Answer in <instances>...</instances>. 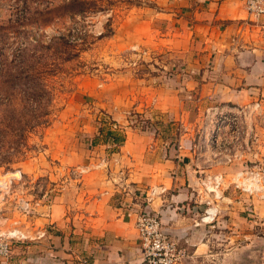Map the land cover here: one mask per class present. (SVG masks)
I'll use <instances>...</instances> for the list:
<instances>
[{
    "label": "rangeland",
    "instance_id": "rangeland-1",
    "mask_svg": "<svg viewBox=\"0 0 264 264\" xmlns=\"http://www.w3.org/2000/svg\"><path fill=\"white\" fill-rule=\"evenodd\" d=\"M168 2L82 0V13L55 18L53 14L65 11L62 0H0V106L10 104L9 115L15 116L16 108L19 118L21 105L32 103L30 88L40 71L53 94L50 124L28 135L25 157L15 153L13 130L0 133V250L8 246L0 264H32L34 254L41 264H49L52 255L34 238V229L42 227L41 219L57 202L66 206L65 227L78 230L66 231L70 245L65 257L70 264H92L87 207L104 195L108 205L121 206L128 197L123 185L137 183L130 180L133 170L173 159L174 150L186 163L193 148L205 160L208 108L247 106L195 98L183 69L199 58L188 48L173 51L174 20L164 14ZM178 68H183L180 85ZM249 112L241 128L243 170L262 176L264 116L253 106ZM115 136L125 142L118 145ZM222 185V198H212L219 213L232 207L224 199L227 193L235 201L247 200L240 205V235L225 243L222 234L233 230L222 225L212 229L206 246L196 249L188 238L168 234L162 224L166 243L174 247V264H264V225L250 222L249 201L257 197L264 205V179L254 183L258 194L242 192L228 181ZM201 213L205 217V209Z\"/></svg>",
    "mask_w": 264,
    "mask_h": 264
},
{
    "label": "crops",
    "instance_id": "crops-1",
    "mask_svg": "<svg viewBox=\"0 0 264 264\" xmlns=\"http://www.w3.org/2000/svg\"><path fill=\"white\" fill-rule=\"evenodd\" d=\"M167 5L164 14L174 20L173 51L181 52L188 48L199 58L197 64H190L185 70L178 68L176 85L181 84L183 69L187 72L184 75L187 87L196 90L195 98L240 106L257 100L264 102V16L259 19L250 16L245 0H169ZM207 61L212 62V66L208 67ZM177 88L180 86L174 89ZM151 102L152 99L148 104ZM207 154L209 156L205 153V160H202L196 149H189V161L186 163L174 150L173 159L170 157L156 165L144 164L141 170H133L130 180L135 179L137 183L127 185L131 189L123 185L128 197L121 206L108 205L105 195L98 203L88 206L87 212L91 214L85 222L90 225L86 227L87 243L93 252L90 262L143 264L135 221L138 211L148 205L160 214L168 234L175 238H188L196 249L206 246L214 232L212 229L222 225L233 230L230 235L222 234L225 243L233 240V234L237 239L240 235V205L243 206L247 200L239 197L240 202L235 201L232 193L225 194L224 199L232 202V207H223L212 222H205L201 212L208 209L212 198L201 181L205 175L222 173L231 183L242 164L235 162L220 166L210 152ZM115 188L120 190L118 186ZM132 188L136 191L134 195ZM153 191L155 194L151 196ZM256 198L249 200L253 205L250 207V222L254 227L262 222L264 225L260 217H264V205L259 204ZM63 203L52 205L48 217L41 219L42 227L34 229V238L41 248H46L48 256L52 255L47 260L49 264L71 263L65 257L70 245L66 231L71 228L77 233L78 230L63 224L66 211ZM202 233L203 236L200 235ZM38 256L32 255V264H41Z\"/></svg>",
    "mask_w": 264,
    "mask_h": 264
},
{
    "label": "built area",
    "instance_id": "built-area-1",
    "mask_svg": "<svg viewBox=\"0 0 264 264\" xmlns=\"http://www.w3.org/2000/svg\"><path fill=\"white\" fill-rule=\"evenodd\" d=\"M245 7L248 14L256 19L264 16V0H245ZM250 104L261 116H264V102L257 100ZM249 104L242 108H226L219 109L218 107L208 108L205 116V122L209 125L204 129L205 133V148L212 154L214 160L218 164L232 165L235 162L242 164V169L235 172L231 183L235 184L236 189L242 192H249L251 194H258L259 188L254 186L255 182L260 183L264 179V173L243 170V149L240 145L242 136V123L246 121L251 112ZM233 111H232V110ZM253 112V113H256ZM221 157V160L218 158ZM226 178L222 173H215L206 175L201 183L205 188L206 193L211 198L221 199L222 184L225 183ZM248 184H252V187ZM155 191L151 193V196ZM215 201L209 200L208 209L205 211L203 221L212 222L219 214V209ZM136 228L138 230L139 244L143 251L144 264H174L170 252L174 251V247L169 246L165 239L162 228V221L158 214L154 213L149 205L143 208L136 217ZM8 252V246L0 250V254L5 255Z\"/></svg>",
    "mask_w": 264,
    "mask_h": 264
},
{
    "label": "trees",
    "instance_id": "trees-1",
    "mask_svg": "<svg viewBox=\"0 0 264 264\" xmlns=\"http://www.w3.org/2000/svg\"><path fill=\"white\" fill-rule=\"evenodd\" d=\"M62 4L65 11L58 12L56 15L53 14V17L61 18L65 15L64 13L75 15L84 11V8L81 6L83 5L82 0H62ZM92 5L95 6L96 4ZM92 5H90V8ZM107 6H112V2L107 3ZM97 8L99 7L97 6ZM34 76L37 81L35 85L30 88L32 103H34L33 107L32 103H29L31 105L22 104L19 109L18 118V111L16 108L13 111L15 116L12 117L9 115L10 108L8 107H11L10 104L0 106V133L8 134L11 130L15 132L14 136L17 137V139L14 143V150L20 157H25V151L29 148L27 142L28 135H31L32 130L43 128L50 124L49 117L51 115V110H49V106L53 102L52 90L50 89L49 82H47V78H44V72H36ZM13 88H17L16 82L13 83ZM108 134L113 135L111 132H108ZM116 136L114 141L118 145L125 141L124 138H118Z\"/></svg>",
    "mask_w": 264,
    "mask_h": 264
}]
</instances>
